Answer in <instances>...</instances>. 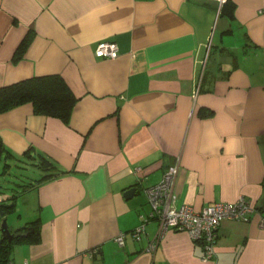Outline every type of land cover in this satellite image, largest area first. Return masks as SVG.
Wrapping results in <instances>:
<instances>
[{
  "label": "crops",
  "instance_id": "crops-1",
  "mask_svg": "<svg viewBox=\"0 0 264 264\" xmlns=\"http://www.w3.org/2000/svg\"><path fill=\"white\" fill-rule=\"evenodd\" d=\"M100 42L117 57L95 58ZM51 74L76 98L67 123L27 103L0 114L4 161L34 170L19 179L45 174L37 153L65 172L6 198L9 231L36 222L10 263L264 264L256 216L223 221L207 262L183 232L152 251L154 222L128 234L176 162L175 206L243 197L264 214V0H0V87Z\"/></svg>",
  "mask_w": 264,
  "mask_h": 264
},
{
  "label": "built area",
  "instance_id": "built-area-1",
  "mask_svg": "<svg viewBox=\"0 0 264 264\" xmlns=\"http://www.w3.org/2000/svg\"><path fill=\"white\" fill-rule=\"evenodd\" d=\"M93 56L99 59L113 60L117 57V47L113 42L97 44ZM177 162L168 167L158 184L145 190L147 212L140 216V223L128 234L134 241L146 236L145 225L154 222L156 232L146 245L147 251L155 248V242L167 232H183L202 249L201 262L210 261L214 256V245L217 232L223 221L247 222L257 217L258 228L264 229V214L243 197L233 203H212L194 210L188 205L175 206L174 179L177 173ZM3 198L0 196V205ZM125 234H119L114 242L118 247L123 245ZM12 264V263H8Z\"/></svg>",
  "mask_w": 264,
  "mask_h": 264
},
{
  "label": "trees",
  "instance_id": "trees-1",
  "mask_svg": "<svg viewBox=\"0 0 264 264\" xmlns=\"http://www.w3.org/2000/svg\"><path fill=\"white\" fill-rule=\"evenodd\" d=\"M232 8V4L225 1L222 3L219 12L220 14L229 17ZM75 102L76 98L70 92L62 78L56 74L32 76L8 86L0 87V114L27 103L30 104L34 114L55 118L62 123H67L70 111ZM8 156L12 158V156L9 155L7 151H5L2 144L0 143V174H8V166L11 167V169L20 168L17 166V164L10 165L9 163L5 162L4 159H6ZM37 156L39 158L33 162V164L41 168L44 167L42 164H45V174L41 175L40 179L30 177L19 179V174H11L9 172V174H11L15 180L7 181L4 179V183H0V188L2 186H6L7 183L12 186L10 188L11 194L9 196L4 197V194L0 192V196L3 198V204L6 198L12 199L17 194L20 195L32 188L33 181L34 183H39L42 180L65 174L64 171H57L53 163L47 160L43 155L37 153ZM17 161L21 162L23 160L18 158ZM12 166H14V168H12ZM3 204L0 206L5 207ZM11 210L12 209L5 210V213L8 214ZM26 230L29 231L26 235V237L28 236L27 239L34 238L36 232V222H30L26 227H23V229H19L15 232L10 231V233L13 234V238L9 243L2 239L0 235V264L9 263L8 254L12 244L24 240V238L18 236L17 234L21 233L20 231Z\"/></svg>",
  "mask_w": 264,
  "mask_h": 264
},
{
  "label": "water",
  "instance_id": "water-1",
  "mask_svg": "<svg viewBox=\"0 0 264 264\" xmlns=\"http://www.w3.org/2000/svg\"><path fill=\"white\" fill-rule=\"evenodd\" d=\"M135 188L131 187L128 188L127 190L124 191L123 193V198L124 199H129L132 196H134L135 194ZM13 208V204H8L5 207H1L0 206V235L1 238L6 240L8 243L11 242L12 238H13V234L10 233L7 224H6V216L7 214L5 213V210H10ZM29 231H24L22 233H18L17 235L20 237H25L28 234Z\"/></svg>",
  "mask_w": 264,
  "mask_h": 264
},
{
  "label": "rangeland",
  "instance_id": "rangeland-1",
  "mask_svg": "<svg viewBox=\"0 0 264 264\" xmlns=\"http://www.w3.org/2000/svg\"><path fill=\"white\" fill-rule=\"evenodd\" d=\"M29 172H34V170L30 167H27V166H24L22 167V169H11V174H20L21 176H25L28 175L29 176ZM8 180H11L12 179V176L11 177H7ZM12 186L7 183L6 186H2L0 188V192L2 194H4L5 196H9L11 194V191H10V188ZM9 215V214H7ZM8 223V220H7V217H6V224Z\"/></svg>",
  "mask_w": 264,
  "mask_h": 264
}]
</instances>
